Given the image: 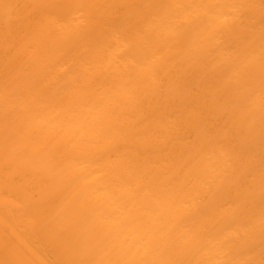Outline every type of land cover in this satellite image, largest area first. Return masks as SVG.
<instances>
[{
  "label": "bare ground",
  "instance_id": "bare-ground-1",
  "mask_svg": "<svg viewBox=\"0 0 264 264\" xmlns=\"http://www.w3.org/2000/svg\"><path fill=\"white\" fill-rule=\"evenodd\" d=\"M131 1L0 0V264H264V26Z\"/></svg>",
  "mask_w": 264,
  "mask_h": 264
},
{
  "label": "rangeland",
  "instance_id": "rangeland-1",
  "mask_svg": "<svg viewBox=\"0 0 264 264\" xmlns=\"http://www.w3.org/2000/svg\"><path fill=\"white\" fill-rule=\"evenodd\" d=\"M138 0H133L130 3H128L126 5L127 8H130L134 3H136ZM257 12V15L255 18H252L251 14H253V12ZM236 22L239 24V27L241 28V30H245L246 28V24L249 22H252L254 24V28H263L264 26V0H250L248 2H246L243 6H240L238 8H236V12L234 13V15L232 16ZM232 17H230L229 19H231ZM109 20L113 23L116 22H120L123 19V15L121 13H114V14H109L108 16ZM98 22V21H97ZM98 24L95 23V25L93 27H97ZM249 31V30H248ZM216 45H222L225 46L227 48H231L230 46H232L231 42L226 39V37L224 35L220 36V38L218 39V41L215 43ZM197 94L198 91L197 89H189L186 86H179V87H174L172 86L169 89V94L167 95L168 98L171 101H176L179 104L184 103L186 97L190 94ZM211 102H207L209 108H213L211 104H209ZM143 116L140 115L137 117V119L142 118ZM212 121L211 120H207V125H211ZM199 133L198 131H192L188 137H187V141H185L186 145H189L192 141V139L194 138V136H198ZM201 135V134H200ZM31 206L34 207H38V203H39V191L38 190H33L31 191ZM207 197H205L204 199H202L200 201V206H204L206 204L207 201ZM85 234L86 231H76L73 232L71 234V238L73 239V243L74 244V249L77 247L79 250H81L82 252L85 251H89V249L92 248V242L90 239H86L85 238ZM67 241L65 238H59L57 241H55L53 243V246L51 248L50 251V257L52 258L51 260H53L54 262H71L72 260V251L70 248H68L66 246ZM63 260V261H62Z\"/></svg>",
  "mask_w": 264,
  "mask_h": 264
}]
</instances>
